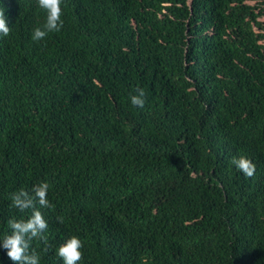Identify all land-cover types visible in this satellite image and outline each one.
Here are the masks:
<instances>
[{
    "label": "trees",
    "instance_id": "1",
    "mask_svg": "<svg viewBox=\"0 0 264 264\" xmlns=\"http://www.w3.org/2000/svg\"><path fill=\"white\" fill-rule=\"evenodd\" d=\"M2 5L0 234L47 180L41 264L72 234L78 264H264V0H63L40 41L37 0Z\"/></svg>",
    "mask_w": 264,
    "mask_h": 264
},
{
    "label": "clouds",
    "instance_id": "2",
    "mask_svg": "<svg viewBox=\"0 0 264 264\" xmlns=\"http://www.w3.org/2000/svg\"><path fill=\"white\" fill-rule=\"evenodd\" d=\"M63 0H37L38 6L46 13V19L42 25L34 26L31 30L33 41L43 40L51 32H59L64 24L62 19ZM6 9L0 0V34L6 35L11 27L6 17ZM131 103L143 108L146 99L143 88H139L137 94L131 95ZM232 164L247 175H252L255 164L245 155L232 157ZM50 184L47 180L33 183L31 188H19L11 193V206L21 212L30 210L27 217H10L7 224L9 232L0 234V248L6 250V255L15 264H41V256L32 247L35 238L46 239V230L49 227L41 208L52 207L48 198ZM58 219H62L58 217ZM83 241L79 235H69L55 249L56 256L62 264H78L81 261L83 252ZM0 264L3 261L0 260Z\"/></svg>",
    "mask_w": 264,
    "mask_h": 264
}]
</instances>
